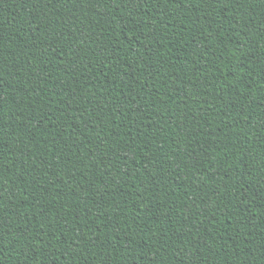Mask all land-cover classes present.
<instances>
[{"label":"trees","instance_id":"1","mask_svg":"<svg viewBox=\"0 0 264 264\" xmlns=\"http://www.w3.org/2000/svg\"><path fill=\"white\" fill-rule=\"evenodd\" d=\"M0 264H264V0H0Z\"/></svg>","mask_w":264,"mask_h":264}]
</instances>
